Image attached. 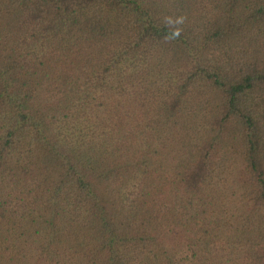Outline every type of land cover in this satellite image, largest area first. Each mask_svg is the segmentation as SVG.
<instances>
[{
	"label": "trees",
	"instance_id": "1",
	"mask_svg": "<svg viewBox=\"0 0 264 264\" xmlns=\"http://www.w3.org/2000/svg\"><path fill=\"white\" fill-rule=\"evenodd\" d=\"M0 264H264V0H0Z\"/></svg>",
	"mask_w": 264,
	"mask_h": 264
}]
</instances>
